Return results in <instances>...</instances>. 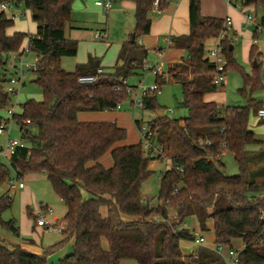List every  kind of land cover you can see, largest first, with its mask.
Listing matches in <instances>:
<instances>
[{
    "label": "trees",
    "instance_id": "16d2710c",
    "mask_svg": "<svg viewBox=\"0 0 264 264\" xmlns=\"http://www.w3.org/2000/svg\"><path fill=\"white\" fill-rule=\"evenodd\" d=\"M130 1L135 4V39L121 45L119 63L112 72L97 74L99 61L93 57L77 64L73 71L60 66L61 57L77 52L76 41L65 36L73 0H0V4L23 3L36 23L33 34H8L13 19L0 11V111L12 106V94L4 87L11 74L8 56L21 53L26 37L28 51L37 56L33 82L42 94L41 101L30 98L19 104L20 111L13 115L24 130L20 139L25 145L9 160L0 157V187L27 174L46 176L66 208L62 241H73L72 252L59 264H119L122 259L136 264H227L221 255L203 245L189 254L182 253L180 242L196 239L195 232L184 225L191 216L200 232L208 231L207 221H212L215 245L232 248V240H241L243 247L237 251L234 264H264V179L247 178V162L264 158V138L257 139L248 128L250 111L256 115L262 106L251 98L246 106L224 107L204 99L222 85L213 82L214 64L205 56L204 44L219 36L225 20L201 16L200 0H188L189 33L172 37L177 47L186 46L187 54L168 70L181 83V105L188 114L170 119L160 113L148 125L161 145L168 132L179 143V152L170 157L169 167L160 177L156 205L145 202L141 192L142 182L153 173L149 168L152 157L142 140L119 145L127 132L115 121L78 120L79 112L116 109L128 97L127 77L142 68L146 51L136 39L150 31L149 12L154 0ZM167 1L177 0H158L159 10L167 7ZM239 2L243 7L261 10L259 26L264 29V0ZM221 42L227 61L225 71L230 67L242 71L243 86L238 92L264 87L258 74L260 52L256 45H251L249 58L257 67L247 74L233 61L229 38ZM96 74L93 83L78 82L79 76ZM165 82L164 75H156L159 87ZM141 101L143 109L158 111L155 94L144 93ZM3 118L0 114V123ZM136 125L140 128L138 121ZM199 141L209 144L199 145ZM249 145L261 149L248 156ZM224 151L233 154L239 174L224 173L219 159ZM106 153L112 160L108 168L100 162ZM257 171L264 176V165ZM81 190L89 194L88 198ZM10 205V197L2 194L0 226L17 234L14 219L1 218ZM47 252L35 254L0 240V264H47Z\"/></svg>",
    "mask_w": 264,
    "mask_h": 264
},
{
    "label": "rangeland",
    "instance_id": "374dc122",
    "mask_svg": "<svg viewBox=\"0 0 264 264\" xmlns=\"http://www.w3.org/2000/svg\"><path fill=\"white\" fill-rule=\"evenodd\" d=\"M2 9L0 8V11ZM22 8L19 6L13 13L16 17L13 18L12 26L8 27L7 33L22 32L25 34L34 33L36 30V23L33 21L30 11L26 10V17L20 15ZM7 17L12 15L10 10H4ZM260 11L257 10V20H259ZM133 18H130L128 23H124L123 19L118 16H113V8L111 10L104 11L100 7L94 5L93 0H73L71 5L70 21L65 25V36L69 39L76 41L78 55L70 57H61L60 66L64 70L73 71L75 66L79 64L80 59L88 55V51L96 49L100 52L98 56L99 60L104 62L105 65H113L116 58V40L123 34L125 24L131 23ZM255 25L252 27H246V31L254 30ZM99 32L103 36L93 37V33ZM249 33V32H248ZM255 45L262 51L264 49V29L256 30ZM239 42L234 44L233 58L237 65L242 68L244 73L252 71L254 67V60H249L248 56L243 58V49L241 44L246 40L245 36L238 35ZM252 40V39H250ZM107 42L112 45H105ZM27 37L24 39L23 47L27 46ZM211 45L210 41L205 43V56H207V48ZM212 47V46H210ZM37 59L34 52L30 51L22 57L23 62H33ZM16 64V60H8V68L11 62ZM145 63L150 67L159 68L160 72H166L167 66L161 63V58L155 51H149L145 58ZM257 64V63H256ZM258 74L262 84H264V56L258 61ZM155 74L149 70L139 69L135 74L127 77V85L130 88L127 99L121 103L118 109L108 110L109 113H124L125 117L121 121L120 126L123 127L127 136L122 142L124 144H134L141 140V132L136 125L135 121L139 122L140 126H148L156 115V110L143 109L139 106L138 102L141 98L143 89L147 88L151 84L155 83ZM168 77V76H167ZM34 73L32 71L26 72L23 78V85L18 89L15 94L11 95L12 108L14 111H20L19 104L32 98L36 101H41L42 94L40 88L33 82ZM225 84L221 85L215 93V100L218 105L226 104L230 106H246L250 97L258 99L261 96L262 91L253 90L249 88L244 93L238 92L243 86L242 71L236 67H230L225 71ZM156 102L158 105V112L166 115L170 119H181L187 116V110L181 105L182 91L180 81H176L171 77H168L166 82L160 87V92L155 94ZM171 110L172 112H169ZM108 113V114H109ZM0 114L4 117L6 115L5 110L0 111ZM114 121V120H112ZM248 128L253 131L257 139L264 138V122H261L256 115L250 111L248 117ZM10 138L21 137V132L18 129L16 123L11 124ZM6 139V134H0V145H3ZM164 144L166 148L173 152V154L179 152V143L177 138L171 133H167V137L164 138ZM261 147L257 145H249L246 147L247 155L251 156L259 151ZM164 150V149H163ZM168 150V149H167ZM169 151V150H168ZM166 157L170 156L165 152ZM223 164L224 173L227 176H234L240 173L238 163L236 162L233 154L229 151H224L219 157ZM109 161L112 163L109 156ZM170 162L168 160L155 159L152 167L153 173L142 182L141 192L144 201H148L151 205L157 204V193L159 188L160 176L165 169L169 167ZM264 165V158L255 159L252 162H247V178L262 181L264 176L261 171H257ZM105 167V166H104ZM257 171V172H256ZM14 183H23L24 188H10L8 183L3 184L0 187V196L6 193L11 200L10 208L5 210L1 218L4 221L14 219L15 225L18 228V233L14 234L10 230H6L0 226V240L9 244H26L31 246L32 251L35 253H44L46 250L47 264H59L61 260L69 253L72 252V240L62 241L63 236L59 230L62 225V218L65 214L66 208L64 203L58 198V196L52 190L50 183L42 174H27L23 178L13 179ZM84 198H88L89 194L85 190H81ZM41 205L47 206L50 211L41 208ZM30 211V212H29ZM173 211H171L172 213ZM39 215L43 216L50 224L56 223L54 228H44L34 226V219L32 216H36V220L39 219ZM187 227L194 231L195 234L198 231V225L195 219L187 218L184 222ZM204 235V243L208 246H213L212 230H208ZM62 241V242H61ZM197 244L190 241H181L180 249L186 254L191 253L197 248ZM231 247L238 251L242 248L241 240L234 239L231 242ZM50 249V250H49ZM228 247L222 248V257L225 261H230L226 257ZM120 264H136L131 259H122Z\"/></svg>",
    "mask_w": 264,
    "mask_h": 264
},
{
    "label": "crops",
    "instance_id": "0c3cea01",
    "mask_svg": "<svg viewBox=\"0 0 264 264\" xmlns=\"http://www.w3.org/2000/svg\"><path fill=\"white\" fill-rule=\"evenodd\" d=\"M111 2H112L111 8L108 10H104V11L108 12L109 10H111L113 8V16L116 15V16L122 18L124 23H128L130 18H133L134 8H135L134 2H132L130 0H111ZM238 4H240V2L237 0H232L230 4H227L226 0H200V14H201V16H203V17H215V18H219L222 20H225L227 17L230 19V22L227 25L228 26L227 37L229 38V40H231L232 37L237 38L236 42H231L232 46L230 49L232 50V58H233L234 44H237L239 42L238 35H242V34L246 38V40L243 42V44H241V46H242L241 48L243 49V58L245 56L249 57L250 47L253 43H255V40H256V38H255L256 35L254 36V30L259 25V22H260V17H259V20H257V10L260 11V16H261V10L259 8H255L254 6H245V7L240 8V7H238ZM188 8H189V1L188 0L167 1V7L163 10H158V11L154 10L152 7L151 11L149 12V18L151 20L150 31L148 34L139 36L136 39L137 43L145 49L146 56H147V53L149 51H155L157 53V55L161 58V63H163L167 66L166 72H162L165 80H167L168 77H171L168 74L169 68H171L175 64L181 63L187 54L186 46L185 47H180V46L177 47L175 42L174 43H168L166 41V38L167 37H171V38L173 37L174 39H176L180 36L187 35L189 33ZM26 10H25V12H23V14H20V15L26 17ZM243 12H250L253 14V19L251 22L247 23L245 21V17L243 15ZM131 20L132 21L129 24V26H128V24H125V29H124L123 34L115 42L117 53H116V58H115V62L113 65H105L104 62L100 61L98 59L100 52H97L96 49L88 51V55L81 58L79 64H85L88 61L89 57H93L99 61V68L102 69L103 72H112L113 67L119 63L117 61V56H118V52L121 48V45L126 41H131V35L133 33V28H134L133 19H131ZM253 25H255L254 30H252V31L251 30L246 31L247 29L245 30V28L247 26L252 27ZM257 30H258V28H257ZM29 34H33V33H29ZM97 34H99V36H97ZM103 36L99 32L93 33V37H98V38L102 37L103 38ZM216 38H209L206 41H210L211 42L210 46H213V44L216 42ZM250 39H252V40H250ZM206 41H205V43H206ZM105 45L109 46V45H112V43L107 42ZM204 46H205V44H204ZM210 46L207 48V57H208V51L211 48ZM256 47H257L258 51L260 52V58H261V56H264V49L261 51L257 45H256ZM204 50H205V47H204ZM78 54L79 53L77 51L76 55H78ZM9 59L16 60V54L9 55L8 60ZM248 59L250 60V58H248ZM233 61L235 62L234 58H233ZM36 62H37V59H35L31 63H36ZM14 64L15 63L12 61L9 64V69H11V67ZM236 65H237V63H236ZM256 67H257V64H256V61L254 60V67L252 69H254ZM251 73H252V71L248 72L247 74H251ZM155 77H156V75H155ZM155 77H154V80H155ZM225 82L226 81H224V83L222 85H224ZM126 84H127V81H126ZM257 90L262 91L261 96L258 97V99H254L252 97H250V98L254 101L260 102L261 106L264 107V87L257 88ZM215 93H217V92L215 91V92L206 94L204 96V99L206 101H214L218 104V102L215 100V95H214ZM141 97H142V94H141ZM219 104L222 107L230 106V105H226V104L224 105L221 103H219ZM120 105H119V107H120ZM119 107H117L116 109H118ZM108 113H109L108 110L93 111V112L92 111H85V112H79L77 115V118L79 121H82V122H94V121L112 122V120H114L120 126L121 121L125 117L124 113H120V112L109 113V114ZM159 114L160 113L157 111L155 117ZM119 145H124V143L121 142V143H119ZM162 147L165 150V152L169 153V155H170V156H168L162 160H168L169 161L170 157H172L176 153L173 154V152L169 149V147L166 148L164 143L162 144ZM109 156H110V154L106 153L100 159L101 164L103 166H105L106 168L112 166V163H110V161H109ZM154 162H155L154 159H152L149 162V168L151 170H152V167L154 165ZM42 175L46 178V176L44 174H42ZM161 176H162V174H161ZM22 188H24V187H22ZM34 217H36V216H34ZM190 218L195 219L194 216H191ZM195 221H196V219H195ZM184 225L187 227L186 224H184ZM34 226L40 227L36 224V219H34ZM207 227L209 230L210 229L212 230V221L211 220L207 221ZM198 231H199V229H198ZM203 233H205V232H200L201 235H199V233H197L196 234L197 238L202 237L204 240ZM212 235H213V232H212ZM193 243H195L197 245L206 246L210 249H213L215 246V245H213V246L205 245V244H203L204 241L202 243H196L195 241H193ZM213 244H215L214 243V237H213ZM28 245L21 244L20 246L23 249L34 253L32 251L33 249L31 248V246H28ZM241 245L243 247L242 242H241ZM182 253L186 254L183 251H182ZM35 254H41V253L35 252ZM120 263H121V260H120L119 264Z\"/></svg>",
    "mask_w": 264,
    "mask_h": 264
},
{
    "label": "built area",
    "instance_id": "2783aa9c",
    "mask_svg": "<svg viewBox=\"0 0 264 264\" xmlns=\"http://www.w3.org/2000/svg\"><path fill=\"white\" fill-rule=\"evenodd\" d=\"M232 0H226L227 4H230ZM239 1V0H237ZM94 5L97 7H100L102 10H108L111 8L112 6V2L111 0H94L93 1ZM19 6L22 8V11H20V14H23V12H25V7L23 5V3H20ZM19 6L15 5L12 2H2L0 4V8L3 10H10L12 12L11 18H15L16 14L13 13ZM238 7L242 8L243 6L240 4H238ZM153 9L158 11V0H154L153 2ZM243 15L245 17V21L247 23L251 22L253 19V14L250 12H243ZM230 22V19L227 17L225 19V24H224V29L221 31V33L219 34V36L216 38V42L213 44V46L209 49L208 51V58L209 60L214 64V74L212 76L213 82L216 85H220L223 84L225 81V65L227 63L226 58L224 56L223 53V44H222V40L227 36V28H228V24ZM258 29H263L262 27H260L259 25L257 26ZM97 36H99V34H97ZM166 41L168 43H172V38L171 37H167ZM237 38L232 37L230 42H236ZM28 47L25 46L24 49L21 51V53L18 55L16 54V64H14L11 69L10 72L11 74L8 77L7 82L5 83L4 87L5 90L10 93V94H15L18 89L23 85V78L26 75V72L28 71H35L37 68V62L36 63H29V62H23L22 61V57L28 53ZM145 60V59H144ZM142 61V65H141V69L144 70H149L152 73H154L155 75H163L162 72L159 71V68L156 67H150L149 65H147L145 63V61ZM103 71L102 69H97L96 73L97 74H101ZM97 74L96 75H82L78 77V82L81 84H90L93 83L97 80ZM115 89H118V87H116ZM130 92V88L127 89V93ZM160 92V87L158 86L157 83H153L150 86H148L147 88L143 89L142 94L144 93H149V94H157ZM139 106L142 107V101L141 99L139 101H137ZM119 107V105H118ZM6 115L4 116L3 120L0 123V134H6V139L3 143V145H0V157L5 159V160H9V158L11 157V155L15 152V150L17 148H22L24 147V142L19 138H10L9 134L11 131V124L14 122L16 123V121L13 119V115L15 113L14 109L12 107H9L5 110ZM169 112H172L171 110H169ZM256 116L258 117L259 120H264V107H260L258 108L257 112H256ZM29 120H26L25 123H28ZM17 124V123H16ZM18 126V124H17ZM19 131L21 132V134L24 132L23 129H20V127L18 126ZM140 132H141V140H142V144L143 147L149 151L152 159H164L165 155H164V150L162 145L156 141L153 138V133L150 129L149 126H140L139 128ZM199 145L202 144H209V141H199L198 142ZM222 146H224V144H222ZM8 186L10 188H22L23 187V183L22 182H18L17 184L14 183L13 179L8 181ZM42 209L50 211L49 208H47V206L42 205L41 206ZM39 219L36 220V224L40 227H44V228H54V226L56 225V223L50 224L46 221V219L39 215ZM63 228V225H61L59 227V230L61 231V229ZM204 240L202 237H198L196 235V239L195 242L196 243H202ZM222 248L223 246H219V245H215L213 250L218 253L219 255L222 256ZM236 254L237 251L234 250L233 248H228L227 249V253H226V257H228L230 259V261H226L227 264H234L235 259H236Z\"/></svg>",
    "mask_w": 264,
    "mask_h": 264
},
{
    "label": "water",
    "instance_id": "95a60500",
    "mask_svg": "<svg viewBox=\"0 0 264 264\" xmlns=\"http://www.w3.org/2000/svg\"><path fill=\"white\" fill-rule=\"evenodd\" d=\"M134 38H135V35H134V33H132V35H131V42L134 41Z\"/></svg>",
    "mask_w": 264,
    "mask_h": 264
}]
</instances>
